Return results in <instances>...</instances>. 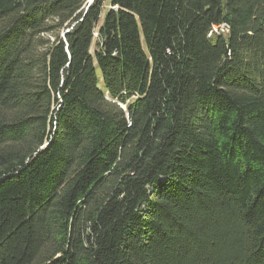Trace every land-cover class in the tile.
Segmentation results:
<instances>
[{"label":"trees","instance_id":"trees-1","mask_svg":"<svg viewBox=\"0 0 264 264\" xmlns=\"http://www.w3.org/2000/svg\"><path fill=\"white\" fill-rule=\"evenodd\" d=\"M0 264H264V0H0Z\"/></svg>","mask_w":264,"mask_h":264},{"label":"built area","instance_id":"built-area-1","mask_svg":"<svg viewBox=\"0 0 264 264\" xmlns=\"http://www.w3.org/2000/svg\"><path fill=\"white\" fill-rule=\"evenodd\" d=\"M228 25L226 23H220L219 25H212L210 29L208 30V37H220V36H226L228 31ZM96 36V34H95Z\"/></svg>","mask_w":264,"mask_h":264},{"label":"rangeland","instance_id":"rangeland-1","mask_svg":"<svg viewBox=\"0 0 264 264\" xmlns=\"http://www.w3.org/2000/svg\"><path fill=\"white\" fill-rule=\"evenodd\" d=\"M88 1H90V0H88ZM106 9H107V7H105V9H104V13H105V10H106ZM94 47H95V46L92 44V47H91V54H92L93 51L95 50ZM96 70H97V76L99 77V85L102 86V80H100V73H99L98 68H96Z\"/></svg>","mask_w":264,"mask_h":264}]
</instances>
